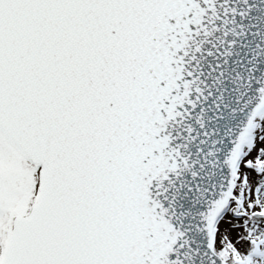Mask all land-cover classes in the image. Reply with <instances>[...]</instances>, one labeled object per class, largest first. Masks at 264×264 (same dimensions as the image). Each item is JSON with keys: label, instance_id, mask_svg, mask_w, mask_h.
I'll list each match as a JSON object with an SVG mask.
<instances>
[{"label": "snow or ice", "instance_id": "1", "mask_svg": "<svg viewBox=\"0 0 264 264\" xmlns=\"http://www.w3.org/2000/svg\"><path fill=\"white\" fill-rule=\"evenodd\" d=\"M0 264H264V0H0Z\"/></svg>", "mask_w": 264, "mask_h": 264}]
</instances>
